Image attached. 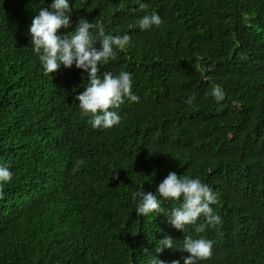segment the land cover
I'll list each match as a JSON object with an SVG mask.
<instances>
[{"label": "trees", "instance_id": "16d2710c", "mask_svg": "<svg viewBox=\"0 0 264 264\" xmlns=\"http://www.w3.org/2000/svg\"><path fill=\"white\" fill-rule=\"evenodd\" d=\"M50 4L0 0V164L13 173L0 264H150L160 239L182 246L185 234L213 242L200 264H264V0H72L60 34L84 18L131 36L101 66L131 73L139 97L115 109L122 120L110 129L92 128L78 107L86 74L73 65L46 76L31 50L29 26ZM151 12L163 23L142 31ZM170 171L214 189L218 224L184 233L159 213L136 215L133 193L155 192Z\"/></svg>", "mask_w": 264, "mask_h": 264}, {"label": "clouds", "instance_id": "9594fccd", "mask_svg": "<svg viewBox=\"0 0 264 264\" xmlns=\"http://www.w3.org/2000/svg\"><path fill=\"white\" fill-rule=\"evenodd\" d=\"M72 0H51L48 7H41L34 15L29 26L32 52L38 57L44 75L56 73L63 67L76 69L86 74L87 84L84 91L75 96L83 115L90 117L89 123L94 129H110L121 123V114L116 111L125 99L138 102L139 97L132 92L133 76L128 71L101 73V66L114 60L117 51L127 49L131 36L106 33L99 21L89 22L81 18L72 31L60 34L62 29L72 28ZM148 5L141 2L140 10ZM139 28L149 30L160 26L163 21L157 12L144 14L137 20ZM211 95L223 99L219 85H213ZM190 98L188 103H192ZM83 161H77L82 164ZM13 173L9 166L0 164V198L3 196V185L12 180ZM135 212L138 217H147L153 213L162 215L166 222L178 232L187 231L193 226L196 233H202L207 227L218 224L221 217L215 213L213 205L218 203L214 189L200 178H189L170 171L159 183L155 192L137 190L132 195ZM161 200L172 201L177 206L167 211L161 206ZM200 217L204 223H198ZM171 235H165L156 243L150 264H165L159 254L166 249H177L187 256L182 257L183 264H200L212 256L213 242L206 238H193L186 235L182 246H178ZM147 252V250H146ZM172 264H181L180 260Z\"/></svg>", "mask_w": 264, "mask_h": 264}]
</instances>
